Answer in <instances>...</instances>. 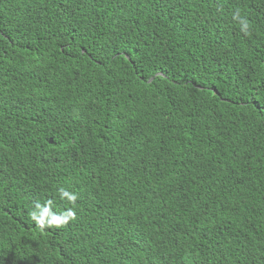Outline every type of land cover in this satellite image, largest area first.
Segmentation results:
<instances>
[{
  "label": "trees",
  "instance_id": "16d2710c",
  "mask_svg": "<svg viewBox=\"0 0 264 264\" xmlns=\"http://www.w3.org/2000/svg\"><path fill=\"white\" fill-rule=\"evenodd\" d=\"M0 264H264V0H0Z\"/></svg>",
  "mask_w": 264,
  "mask_h": 264
},
{
  "label": "clouds",
  "instance_id": "9594fccd",
  "mask_svg": "<svg viewBox=\"0 0 264 264\" xmlns=\"http://www.w3.org/2000/svg\"><path fill=\"white\" fill-rule=\"evenodd\" d=\"M232 19L239 24L240 31L244 36L250 37L252 35V25L246 17H242L239 9L232 13ZM59 196L62 201H66L72 207L57 214L53 212L54 203L52 200H48L45 204L37 201L33 206L34 210L29 213L31 221L36 224L42 235H46L48 229L67 228L77 219L74 209L77 206L79 197L64 188L59 189Z\"/></svg>",
  "mask_w": 264,
  "mask_h": 264
},
{
  "label": "water",
  "instance_id": "95a60500",
  "mask_svg": "<svg viewBox=\"0 0 264 264\" xmlns=\"http://www.w3.org/2000/svg\"><path fill=\"white\" fill-rule=\"evenodd\" d=\"M51 143L53 142V141H50Z\"/></svg>",
  "mask_w": 264,
  "mask_h": 264
}]
</instances>
